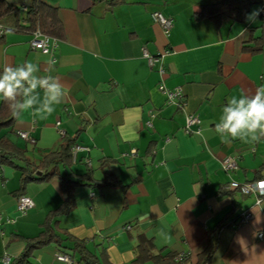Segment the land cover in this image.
I'll return each instance as SVG.
<instances>
[{"label":"crops","instance_id":"crops-1","mask_svg":"<svg viewBox=\"0 0 264 264\" xmlns=\"http://www.w3.org/2000/svg\"><path fill=\"white\" fill-rule=\"evenodd\" d=\"M10 1L19 8L33 2ZM44 1L58 8L64 27L54 54L33 50L31 33L8 30L0 39V71L31 62L39 68L32 75L55 77L64 95L44 114L45 88L38 85L23 98L35 97L33 108L20 112L0 137L26 150L32 161L59 150L68 138L87 149L67 173L79 179L93 170V179L75 189V207L57 219L59 227L91 252L105 251L112 264H134L141 244H152L156 254H186L195 264L212 234L217 246L209 264H264V237L258 238L264 235V198L229 188L264 179V137L223 142L215 132L231 97H251L264 87V51H244L252 37L264 38V17L252 23L226 19L219 26L196 19L215 0ZM154 13L173 19L169 34ZM144 51L160 61L152 67ZM162 86L180 89L185 107L170 105ZM189 115L200 118L194 128L199 134L184 132ZM19 132L31 133L36 144ZM227 157L239 160V171L223 170ZM60 170L66 173L62 165ZM108 175L116 185L104 183ZM20 179L17 170L0 168V264H6L4 256L18 262L64 201L59 178L32 181L24 195L35 208L23 215L15 195ZM247 213L253 220L241 224ZM69 248L70 242H52L35 249L25 264H64L56 254L71 253Z\"/></svg>","mask_w":264,"mask_h":264},{"label":"trees","instance_id":"trees-1","mask_svg":"<svg viewBox=\"0 0 264 264\" xmlns=\"http://www.w3.org/2000/svg\"><path fill=\"white\" fill-rule=\"evenodd\" d=\"M113 1L112 4H116ZM119 2V1H118ZM117 2V3H118ZM260 4L264 8V0H215L210 5L203 6L196 14V19L207 18L219 26L224 20L232 22H246V14L250 12L253 5ZM22 8L17 7L10 0H0V24L4 25L7 30L21 32H33L39 29L44 35L61 40L64 37V27L60 21L58 8L46 3L44 0H33V2L22 16ZM264 15H260L263 18ZM244 51L251 54H261L264 51V38L252 37ZM1 72V71H0ZM24 95L21 93L13 101H7L2 96L0 105V131L10 129L14 126L18 115H14L9 108V103L17 104L22 102ZM76 138H68L59 150L45 154L41 160L32 161L29 159L26 150L18 147L10 139L0 137V168L11 167L21 174V187L15 193L17 198L24 195L27 185L32 181L49 182L54 178H59L62 182V191L64 201L62 205L52 212L43 224L44 231L41 235L29 242L22 258L14 264H25L33 251L42 246L56 243L63 246L64 243L70 242L72 248L69 254L78 257L83 264H112L105 251L100 253L91 252L85 241L78 240L68 235V232L61 229L57 219L69 214L75 207L74 191L78 186H89L93 179V170H89L79 179L70 178L74 175L68 174L73 166L72 148L76 145ZM63 166L66 173H62L60 166ZM43 172L41 176L37 172ZM68 172V173H67ZM106 185H116V179L113 175H108L104 181ZM65 235L66 238H62ZM217 241L212 234L205 251L198 257L195 264H209L216 251ZM183 256L181 260H178ZM74 259V258H73ZM193 264L190 257L186 254L175 252L155 253L153 245L141 244L139 247V256L134 264Z\"/></svg>","mask_w":264,"mask_h":264},{"label":"clouds","instance_id":"clouds-1","mask_svg":"<svg viewBox=\"0 0 264 264\" xmlns=\"http://www.w3.org/2000/svg\"><path fill=\"white\" fill-rule=\"evenodd\" d=\"M262 11L264 8H258L246 14V22H255ZM38 70V66L31 62H25L18 67H5L3 72H0V94L5 100L13 101L21 93L26 97L34 93L39 85L45 88L47 98L42 111L44 114H51L55 110L51 104L60 103L64 95L62 85L52 76L43 78L33 76V72ZM49 80L53 82L49 83ZM34 102L35 97H32L17 104L9 103V108L14 115H18L24 110L32 109ZM33 112L40 114V110L34 109ZM215 132L220 135L223 142L237 138L257 141L264 137V87L258 89L251 97L246 95L239 99L231 97L223 107L220 123L215 124ZM259 187L264 188V182H260Z\"/></svg>","mask_w":264,"mask_h":264},{"label":"built area","instance_id":"built-area-1","mask_svg":"<svg viewBox=\"0 0 264 264\" xmlns=\"http://www.w3.org/2000/svg\"><path fill=\"white\" fill-rule=\"evenodd\" d=\"M23 12L27 11L26 7L22 8ZM264 15V11L260 12V15ZM153 20L158 23L163 30L165 31L166 34H169L171 29L173 28V19L166 17L162 15L161 13H154L152 15ZM7 28L0 24V39H2L6 33H7ZM32 40L30 42L31 48L35 51H40L44 54L48 55H53L55 52V49L57 48V40L52 39L46 35H44L39 29L35 30L32 34ZM144 55L148 60L150 61L152 67L155 63L160 61V57H152L148 54L147 51H144ZM55 62V59L53 60ZM50 83V81H49ZM165 95L168 98V103L171 105H175L178 108H184L186 105V102L184 100V96L182 91L175 90V91H170L165 88V86H162L160 88ZM151 118H155V114L153 113L151 115ZM201 123L200 118L196 115H189L186 118V124L184 127V132L188 135L190 134H199L198 129H194L195 127L199 126ZM61 125L60 122L56 124V126L59 128ZM147 126L149 128H152V121L147 122ZM60 133L62 136H65V132L63 130H60ZM19 137L26 142L35 145L36 144V139L32 136L31 133L29 132H19L18 133ZM87 150L86 148L80 146V145H75L72 150V156H73V161H77V156L78 152ZM136 154V150H133L132 155ZM222 168L225 172L227 173H232V172H237L239 171V160L235 157H227L222 161ZM260 182H264L263 180H258L254 182H249V183H244L240 184L238 182H233L230 184L229 188L231 191H238L241 192L242 194L245 195H259L260 197L264 198V188L259 187ZM260 202V200H258ZM35 208V202L33 201L32 198L22 195L17 198V209L21 214H26L29 211L33 210ZM254 216L251 213H247L244 215L243 219L241 220V224H248L253 220ZM264 235L262 233L258 234V238L261 240L263 239ZM183 256H180L178 260H181ZM56 260L64 263V264H75L74 259L67 253H63L59 251L56 254ZM3 261L6 264H10V258L8 256H4Z\"/></svg>","mask_w":264,"mask_h":264},{"label":"water","instance_id":"water-1","mask_svg":"<svg viewBox=\"0 0 264 264\" xmlns=\"http://www.w3.org/2000/svg\"><path fill=\"white\" fill-rule=\"evenodd\" d=\"M37 175H38V176H41V175H42V172L38 171V172H37Z\"/></svg>","mask_w":264,"mask_h":264},{"label":"rangeland","instance_id":"rangeland-1","mask_svg":"<svg viewBox=\"0 0 264 264\" xmlns=\"http://www.w3.org/2000/svg\"><path fill=\"white\" fill-rule=\"evenodd\" d=\"M13 169V168H12ZM15 170V169H14Z\"/></svg>","mask_w":264,"mask_h":264}]
</instances>
